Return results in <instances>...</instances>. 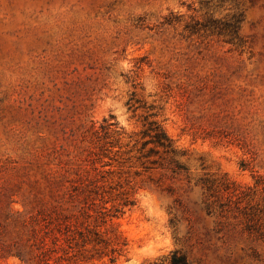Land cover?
<instances>
[{"label":"rangeland","instance_id":"374dc122","mask_svg":"<svg viewBox=\"0 0 264 264\" xmlns=\"http://www.w3.org/2000/svg\"><path fill=\"white\" fill-rule=\"evenodd\" d=\"M110 118L122 162L103 165ZM152 119L187 170L127 159ZM96 171L132 201L113 219L128 252L79 264H264V0H0V264H24L43 218L74 221Z\"/></svg>","mask_w":264,"mask_h":264},{"label":"trees","instance_id":"16d2710c","mask_svg":"<svg viewBox=\"0 0 264 264\" xmlns=\"http://www.w3.org/2000/svg\"><path fill=\"white\" fill-rule=\"evenodd\" d=\"M147 118V117H146ZM145 118V120H147ZM101 125V132H94L96 143L99 145L101 162L103 158L109 161L103 165H111V161H121L120 134L117 122L104 119ZM141 137L131 149L123 153L129 154L127 159L133 160V165L141 167L143 171H151L155 168H162L178 175L187 170L186 166L180 162L176 156L184 154L174 144L173 139L168 135L161 123L155 119L144 121L143 129L140 131ZM132 152H134L132 154ZM157 156V157H155ZM120 159V160H119ZM114 175L115 170L106 172ZM123 170L117 171L122 175ZM139 174V173H138ZM119 182L104 175V171H96L93 176L79 175L74 180V221L56 215L55 218L45 217L39 228L31 236V244L27 250H18L11 254L17 256L24 264H71L61 261L58 250L61 248V240L70 241L74 232V264L83 259L107 257L110 262H116L121 256H126L128 252V240L115 226L113 219L124 213V207L132 204L128 192L122 190V186L117 188ZM115 191H112V190ZM114 192L115 198L123 196L120 205L112 203L107 206L108 201L114 198L105 195ZM121 194V195H120ZM98 196L100 202L97 204ZM109 225V228L103 229ZM65 235V237H64ZM169 264H191L187 253L181 249L171 251L168 259ZM152 264H161L154 261Z\"/></svg>","mask_w":264,"mask_h":264}]
</instances>
